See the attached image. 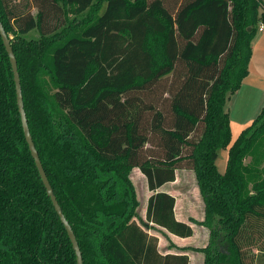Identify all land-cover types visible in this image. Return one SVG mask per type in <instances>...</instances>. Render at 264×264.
I'll use <instances>...</instances> for the list:
<instances>
[{
  "label": "trees",
  "instance_id": "obj_1",
  "mask_svg": "<svg viewBox=\"0 0 264 264\" xmlns=\"http://www.w3.org/2000/svg\"><path fill=\"white\" fill-rule=\"evenodd\" d=\"M100 1L102 13L82 23ZM0 20L83 264H189L148 234L193 235L161 191L178 170L193 174L203 205L190 222L209 233L190 250L203 264H264V105L232 144L225 109L248 75L264 0H0ZM134 169L151 194L145 221ZM0 264H76L24 139L1 38Z\"/></svg>",
  "mask_w": 264,
  "mask_h": 264
},
{
  "label": "crops",
  "instance_id": "obj_2",
  "mask_svg": "<svg viewBox=\"0 0 264 264\" xmlns=\"http://www.w3.org/2000/svg\"><path fill=\"white\" fill-rule=\"evenodd\" d=\"M251 48H252V53L248 65V75L242 81L239 90L234 95H232L226 103L230 106L229 111H231L235 106L238 107V110H240L242 114L241 120L244 123L252 120L255 115L258 116L264 105V23H263V30L261 32L257 31V34L251 43ZM230 127H231V122H230ZM172 184H174V182L169 183V185ZM165 193L169 194L175 199L174 214L176 220L190 225V227L193 230V235L188 238H179L166 233L164 239L167 240V244H165V241H163L162 243L161 238L154 235V237L158 239V252L162 255L183 254L188 257L189 264H195V262L197 264H203L204 257L201 260V258H197L196 256V255H200L201 253L193 252L190 250L192 248L205 247L208 242V235H209L207 229L192 224L190 222V219L196 221H201L203 219V208H202L203 205L197 188H196V193L199 198L197 210H195L194 204L192 205L193 201L191 203V201L187 199L185 200L186 203H184L183 207H180L179 201L177 197L173 195V193H169V192H165ZM151 226L152 224L145 225L146 229H148V227ZM150 230L151 229H149L148 231ZM148 234L150 236H153L149 232ZM199 241L200 244H198ZM178 249H186V250L181 252Z\"/></svg>",
  "mask_w": 264,
  "mask_h": 264
},
{
  "label": "rangeland",
  "instance_id": "obj_3",
  "mask_svg": "<svg viewBox=\"0 0 264 264\" xmlns=\"http://www.w3.org/2000/svg\"><path fill=\"white\" fill-rule=\"evenodd\" d=\"M104 6H105V4L100 1V4L96 5L93 8L90 15L84 16L81 19L82 23L89 21V19L93 15L95 16L97 14L102 13V11L104 10ZM225 109L227 110V112L229 114L231 113L229 116V121L231 122L230 132H231V144H232L236 140V138L239 136L241 131L246 129L247 127H249L251 125V123L257 117V115H255L252 120L244 123L241 120L242 114H241L240 110H238L237 106L233 107V109L231 111H229L230 106L228 104H226ZM227 159H228V148L221 149L218 152V158L216 160V168L220 174H224L226 171ZM129 179H130V182L132 183L133 188L135 190L137 201L139 202V207L137 209L138 215H139L141 220L145 221V211H146L147 199L151 195L150 192L147 190L145 178L139 172L138 169H134L129 173ZM162 191L173 193V195H175L177 197L180 207H183L184 203H186L185 200H187V199L190 200L191 203L193 201L192 205L194 204V208H195V210H197L199 198H198L197 193H196V186L194 183V177L190 171H187V170L179 171L178 170L176 172V180H175L174 184H172V185L166 184L162 188ZM136 222L139 223V220L136 219ZM148 232L151 233L153 236L154 235L158 236L159 238H161L162 243H163V241H165V244H167V240L164 239L165 236L158 233L156 230L151 229ZM198 244H200V241ZM196 256H197V258H201V260L203 259V255H201V254L196 255ZM195 264H197V263L195 262Z\"/></svg>",
  "mask_w": 264,
  "mask_h": 264
},
{
  "label": "water",
  "instance_id": "obj_4",
  "mask_svg": "<svg viewBox=\"0 0 264 264\" xmlns=\"http://www.w3.org/2000/svg\"><path fill=\"white\" fill-rule=\"evenodd\" d=\"M0 38H1L2 44L5 48L6 54L8 56L9 63L11 65V69H12V73H13V80H14V85H15V95H16V104H17V108H18V113L20 115V121H21V126H22V130H23V134H24V139L26 141L30 155L34 161L35 167L37 169L40 180L44 186L46 194L49 197V199L52 203V206H53L61 224L63 225L64 230H65V232L69 238V241L72 245V249H73L75 257H76V264H83L82 255H81L76 237L72 231L71 226L69 225L68 221L66 220V218L64 217V215L62 213V210H61V208H60V206L56 200V197L53 193L51 185H50V183L47 179V176L45 174V171L42 167V164H41V161L39 159L37 150L34 146V143H33V140H32L31 134H30V130L28 128L25 110H24L22 91H21V86H20V78H19V73H18V69H17L16 58H15V55L13 53L12 47L10 45V40H9L7 34L5 33V30H4L3 25L1 23V20H0Z\"/></svg>",
  "mask_w": 264,
  "mask_h": 264
},
{
  "label": "built area",
  "instance_id": "obj_5",
  "mask_svg": "<svg viewBox=\"0 0 264 264\" xmlns=\"http://www.w3.org/2000/svg\"><path fill=\"white\" fill-rule=\"evenodd\" d=\"M263 30V23L260 24L259 28H258V32H261Z\"/></svg>",
  "mask_w": 264,
  "mask_h": 264
}]
</instances>
